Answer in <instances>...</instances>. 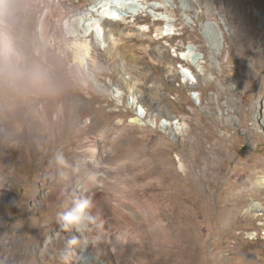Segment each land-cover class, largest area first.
Returning <instances> with one entry per match:
<instances>
[{
  "label": "rangeland",
  "instance_id": "1",
  "mask_svg": "<svg viewBox=\"0 0 264 264\" xmlns=\"http://www.w3.org/2000/svg\"><path fill=\"white\" fill-rule=\"evenodd\" d=\"M95 1L0 0V264H264V0H113L145 10L78 71L66 22ZM203 119L223 138L213 193L187 176L216 139ZM94 172L103 227L66 231Z\"/></svg>",
  "mask_w": 264,
  "mask_h": 264
},
{
  "label": "bare ground",
  "instance_id": "2",
  "mask_svg": "<svg viewBox=\"0 0 264 264\" xmlns=\"http://www.w3.org/2000/svg\"><path fill=\"white\" fill-rule=\"evenodd\" d=\"M144 10L142 8H140V9L135 10L136 11L135 13H132L129 15L128 14L129 10H126V12L128 11V13H126V12L124 13V11H122V8H120L119 6H117L113 3V0H96L95 2L90 4L89 7H87L85 10H83L79 13L80 17H78L79 19L77 21H73L71 23H69L67 21L66 22L67 35L75 37V40L69 42L68 46L70 48L74 49L75 59H76V61H75L76 65L75 66H76L77 70L83 71L82 68H86V67L91 68L92 65L95 63V60H93V58H92V48L97 47V44L105 46L107 30H106L104 25L106 23H108L109 21H113V20H119L120 18H122V16H124V18L130 17V16H137V15L140 16L143 14ZM260 14L262 17L263 15L261 12H260ZM156 15L158 16V14H156ZM126 18H125V20H126ZM162 18H164V17H162ZM162 18L159 17L157 19H162ZM3 21L4 20L0 19V23H3ZM77 26H81V30H82L81 32L78 31ZM159 29H160L159 30L160 36H164V35L170 34L172 32L170 24H168L166 26H162ZM145 30H146V28H145ZM39 32H40V37H42V39H43L46 36L45 35V17L42 20H40ZM189 51H192V49L189 48ZM188 55H189V52L187 54H185L184 56L187 58ZM96 67L98 68L99 71H101L103 69V66H101V65H98ZM248 80H249V83L251 82V85L254 83L256 87H259V88L263 87L262 86L263 81L260 78H258L254 72H253V75H252V73L249 74ZM88 83L89 82H87L85 80L83 81V84H88ZM121 97H122V95H121ZM119 98L120 97H118V99ZM137 115H138V117L132 118L130 120L131 123L140 121L139 120L140 117L142 118L144 116V111L139 109V111L137 112ZM203 120H204V123L199 122L198 133L201 134L202 136L207 135L208 138L214 137L216 139L215 140L213 139L214 142H211V143L207 139L210 143V146L208 147V149H205V151L203 152L204 153L203 156L200 157L199 173L198 174L193 173V175H191V173L187 171V176L192 179L193 185L195 186L196 189H200L201 186H203V184L208 183L209 186L211 187L210 192L213 193L214 192V190H213L214 183H215L217 178H215L214 172L209 173L208 171L211 169L212 170L215 169L214 167H217V165L220 163V159H221V156H220L221 155V147L220 146H221L223 138L221 139V137L218 135L217 130L215 128L216 124L214 121H212V124H211L210 119H206V120L203 119ZM179 128H181V126L178 127L177 129H179ZM88 148L91 151L92 156L95 155V153H96L95 147L93 145H88ZM100 159L102 160V158H100ZM99 162H97V163H99ZM100 176H101V174L99 175L98 172H94L88 177V179L82 180V182H85L88 185V187L90 189L89 191H91V199H93V200L98 199V196H99L100 192L102 191L101 187H97V186L102 185V183H100V181H99ZM253 183L256 184L257 186H261L264 188V179L262 177L258 178V180H256V181L253 180ZM247 193H248V191L241 192L240 196L238 195L234 199H240V198L243 199V197H245V195ZM87 195H88V193H87ZM203 199H205V198H203ZM253 207L259 208L255 204L253 205ZM93 212L99 213V210L97 209V207L95 205L93 208ZM84 239H87V238H84ZM83 244L86 247L88 246V244H86L85 241L83 242ZM90 254H91V252L88 251L87 256Z\"/></svg>",
  "mask_w": 264,
  "mask_h": 264
},
{
  "label": "clouds",
  "instance_id": "3",
  "mask_svg": "<svg viewBox=\"0 0 264 264\" xmlns=\"http://www.w3.org/2000/svg\"><path fill=\"white\" fill-rule=\"evenodd\" d=\"M55 161L59 168L70 169L72 167L63 155H57ZM72 170L76 171L75 169ZM57 174L61 178L66 176V172L64 171H57ZM75 188L80 193V196L72 201L70 207L58 214L57 221L64 230L69 232L75 230L82 235L86 233L90 234L93 230L101 229L103 227V221L100 220V214L98 212H93V201L87 195L90 190L88 185L77 179ZM78 240L77 237L73 236L68 244L74 245ZM93 242H95L94 238Z\"/></svg>",
  "mask_w": 264,
  "mask_h": 264
}]
</instances>
